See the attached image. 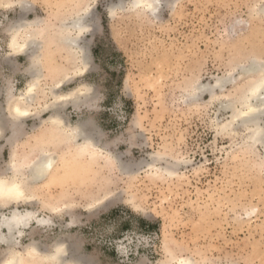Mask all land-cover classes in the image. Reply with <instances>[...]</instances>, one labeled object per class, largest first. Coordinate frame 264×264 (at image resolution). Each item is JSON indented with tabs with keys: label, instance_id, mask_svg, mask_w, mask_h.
I'll list each match as a JSON object with an SVG mask.
<instances>
[{
	"label": "rangeland",
	"instance_id": "rangeland-1",
	"mask_svg": "<svg viewBox=\"0 0 264 264\" xmlns=\"http://www.w3.org/2000/svg\"><path fill=\"white\" fill-rule=\"evenodd\" d=\"M132 2L0 0L6 116L8 86L19 96L35 81L32 51L13 53L12 35L21 22L39 19L43 43L34 115L18 145L10 133L0 140V165L34 161L42 151L57 155L48 179L28 192L36 205L19 207L48 216L49 205H70L54 217L75 221L38 230L35 239L50 246L74 236L85 264H264V143L252 138L255 124L233 119L248 85L238 82L226 94L216 87L237 64L264 58V0H160L154 11ZM87 14L90 30L80 44L90 64L77 75L79 51L63 37L70 21ZM67 74L61 93L82 86L93 96L88 104L63 103L67 125L91 120L96 147L49 145L32 134L49 120L52 87ZM222 94L231 99L216 98Z\"/></svg>",
	"mask_w": 264,
	"mask_h": 264
},
{
	"label": "bare ground",
	"instance_id": "bare-ground-1",
	"mask_svg": "<svg viewBox=\"0 0 264 264\" xmlns=\"http://www.w3.org/2000/svg\"><path fill=\"white\" fill-rule=\"evenodd\" d=\"M159 2L160 0H133L132 4L135 7L147 6L148 9L154 11L158 8ZM88 14L85 16H80L77 19H73L72 21H70L69 24L67 23L68 25L66 26L67 28L65 31L66 34L63 37V41L70 48L79 51L77 52L78 54H80L81 63L82 65H84V68L77 71V75L86 73L85 70L90 64V57L87 48H85L80 44L81 38H84L83 35L86 32L81 29V23L87 22ZM77 21H80V23H77ZM38 22L41 24V21L39 19L33 22H23L26 27L23 30L24 34L21 35L20 37H19L20 35L19 33L22 30H20L17 27V30L12 35L10 41V48L13 53L28 54L30 51H32V54L34 56V53L36 51V46L33 44V41L30 39V36L33 35L36 36L38 34V31L31 32L29 30V27ZM69 79H71V76L67 74L63 80L54 83L55 86L52 87L51 90L53 95L51 97L54 98L53 99L54 101H58L60 96H74L75 98L70 101H72L75 106H79L81 103L88 104L90 101H92L93 99V96L91 95L92 88L89 87H87V89L86 88L84 89L82 88V86H80L70 93H65V94L61 93V89L64 87L65 82L68 81ZM40 80H35L33 81V83L29 84V86L25 89V91L19 94V96L15 95L13 87L8 86V88L5 91V96L10 103V108H9L10 113L8 116H6L5 115L6 110L3 108L2 104L0 103V125L4 123L6 117L9 121L12 122L13 126H15L17 122H22V125H24V121L28 117L34 115V113L31 110V106L36 101L38 94L37 88L40 85L39 84ZM219 80H223V79H219ZM84 96H86L85 99H82L81 97ZM54 101L49 105V109L51 110L49 120L53 118V113H55L56 116H58L62 121H66L65 116L63 114L64 111L63 104L61 107L57 108L56 105L54 104ZM241 101L244 108L234 111L233 119L236 120L238 119V117L244 118L248 123L255 124V127L252 131V138L255 139L256 142L264 143V124L263 125L260 124L261 117L259 113L253 112L249 117L243 116L244 112L249 111V106H251L252 109H255L258 105L261 104V100L258 98V96H251L250 98H248V94H245L242 97ZM65 102H69V101H65ZM226 106L230 107L231 104ZM17 109H19L20 112L27 111L29 115L27 116L17 115L16 112ZM88 122H91V124L93 125V122L91 120H80L79 122H77L72 126L67 125L66 122V127L70 129H76L84 126ZM7 133H10L12 136V131L11 129H9L8 131L4 132V135L0 137V140L5 138ZM95 139H96L95 126L93 125L92 130H90L87 134L74 137L70 141H74L76 144L81 145L83 147H96ZM48 159L51 160L53 164V167L51 169L52 172V170L54 169L57 163L58 156L54 154H50ZM32 162L33 161L18 163L13 159V161H11L10 164L15 165L14 169L10 172L8 176L6 177L0 176V180H5L8 186H12V185L18 186L19 190L23 192V196L19 198L9 197L7 194H5L3 197H0V208H3L7 204L12 205L11 206L12 210H10V214H6L4 212L0 213V249L2 248L3 245L6 246L5 247L6 252L0 253V264H29V262H34L39 260L49 261L52 262L53 264H67L70 262L71 263L73 262L75 264H85L86 259L78 254L77 243L73 239L74 236L71 237L68 234L66 235L62 234L50 246H47L43 244L41 241H37L35 239L38 230H44L46 228H53L58 226L62 229H68L73 225H75V221L71 220V223L65 225L61 221L56 220L54 217V215H58L59 213L63 212L65 209H68L70 205L64 208L58 207L56 205H49L48 207L52 215H48V216L39 215V211L35 208L33 209L28 208L26 210L20 209L19 205L21 204H28L33 206L36 205V201H35L36 199L34 195L28 194L29 190L32 189L31 186L32 182L29 178V173L26 166L31 164ZM29 231H31L30 233L31 243L23 247L22 239L27 234H29ZM2 255L4 256L2 257ZM139 264H143V263H139ZM178 264H195V263L190 259H182L181 261L178 262Z\"/></svg>",
	"mask_w": 264,
	"mask_h": 264
},
{
	"label": "snow or ice",
	"instance_id": "snow-or-ice-1",
	"mask_svg": "<svg viewBox=\"0 0 264 264\" xmlns=\"http://www.w3.org/2000/svg\"><path fill=\"white\" fill-rule=\"evenodd\" d=\"M22 7L27 10H31L30 4H23ZM262 9V14H264V4L260 5ZM95 21L92 20L91 23ZM80 23V21H77ZM89 22L81 23V29L83 31H88ZM26 26L23 22L18 25L20 30H24ZM41 24L38 22L29 27L31 32L39 31ZM33 44L36 46L35 55L33 56V64L31 66V71L35 80L43 79V69L41 66V61L43 57L41 56V51L43 50V43L40 41L38 36H30ZM248 85L247 94L248 98L251 96H258L261 100V104L255 109L249 106V111L244 112L243 116L249 117L253 112L259 113L261 121L264 122V58L259 60L251 59L246 63L237 64L235 66V71H229L223 80L217 81V88L222 89V93L226 94L229 89L236 83ZM215 95V94H214ZM74 96H60L58 101H54L57 108L61 107L63 102L73 100ZM218 99H231L226 95H221L216 97ZM17 115L27 116L29 113L27 111L20 112L19 109L16 110ZM239 119V117H238ZM93 125L88 122L84 126L76 129H70L66 127V121H62L55 113H53V118L44 124L40 125L39 129H33V135H39V138L45 141L49 145H59L62 143L69 142L72 138L87 134L92 130ZM11 129L12 136L8 137L10 143L18 145L19 142L24 138L26 132L23 128L22 122H17L15 126L12 122L5 118V121L0 125V137L4 135V132ZM50 153L48 151H42L41 156L34 160L31 164L27 165L29 178L32 182V187H39L42 185L50 176L53 164L51 160L48 159ZM264 159V157H262ZM13 164H2L0 165V176H8L10 172L14 169ZM7 194L9 197L19 198L23 196V192L19 190L18 186L12 185L8 186L5 180H0V197Z\"/></svg>",
	"mask_w": 264,
	"mask_h": 264
}]
</instances>
